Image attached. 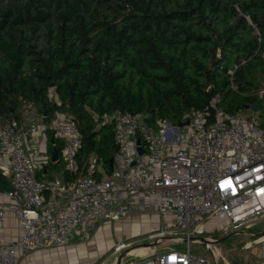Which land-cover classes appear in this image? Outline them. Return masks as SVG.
I'll return each instance as SVG.
<instances>
[{
	"label": "trees",
	"instance_id": "obj_1",
	"mask_svg": "<svg viewBox=\"0 0 264 264\" xmlns=\"http://www.w3.org/2000/svg\"><path fill=\"white\" fill-rule=\"evenodd\" d=\"M263 53L264 0H0V122L22 123L25 103L72 120L78 171L59 173L71 181L92 153L108 163L116 113L176 124L214 95L227 113L263 107Z\"/></svg>",
	"mask_w": 264,
	"mask_h": 264
},
{
	"label": "built area",
	"instance_id": "obj_2",
	"mask_svg": "<svg viewBox=\"0 0 264 264\" xmlns=\"http://www.w3.org/2000/svg\"><path fill=\"white\" fill-rule=\"evenodd\" d=\"M262 92L264 87L257 90ZM218 103L214 95L203 109L184 112L179 120L188 122L182 126L159 119L151 124L129 111L114 114L111 170L92 153L82 175L71 181L59 176L37 180L34 175L37 152L26 153L24 143L35 145L41 134L45 149L47 122H26L25 116L20 124L0 122V172L10 184L0 189V198L7 199L0 203V227L10 212L21 231L17 239L0 242V264H19L21 255L42 247L86 241L95 219L117 221L137 211L170 218L148 234L151 241L168 237L186 246L121 264H214L190 252V240H200L198 235L209 227L223 232L248 227L250 220L264 215V105L261 112L250 108L252 113L242 116L225 112ZM51 119L49 130L62 141L59 158L75 174L82 133L63 114ZM126 247L121 241L113 251Z\"/></svg>",
	"mask_w": 264,
	"mask_h": 264
},
{
	"label": "crops",
	"instance_id": "obj_3",
	"mask_svg": "<svg viewBox=\"0 0 264 264\" xmlns=\"http://www.w3.org/2000/svg\"><path fill=\"white\" fill-rule=\"evenodd\" d=\"M3 201H7V199L0 198V203ZM169 220L170 218L162 213L140 211L132 213L117 221H104L98 219L97 221H93L89 226L90 237L86 241L74 239L63 245L47 246L33 250L21 255L19 264H107L106 259L108 254L117 253L113 251V246L116 243L122 241L128 244L127 240L132 238L135 239L142 235L148 238L149 233L165 227V225L168 224L166 222ZM212 222L215 224L218 221L215 219L212 220ZM261 231L254 234L258 236L256 239L262 242L261 257H264V234H259ZM20 233L21 231L17 219L9 212L4 225L0 227V242L15 240L20 236ZM147 243L152 242L135 244L126 247L118 253L129 251L125 259H138L157 252L154 250L151 252L145 250V247L151 245ZM163 250L161 249L160 251ZM256 263L264 264L263 261Z\"/></svg>",
	"mask_w": 264,
	"mask_h": 264
},
{
	"label": "rangeland",
	"instance_id": "obj_4",
	"mask_svg": "<svg viewBox=\"0 0 264 264\" xmlns=\"http://www.w3.org/2000/svg\"><path fill=\"white\" fill-rule=\"evenodd\" d=\"M52 97V96H51ZM238 100L243 102L242 97L239 95L237 97ZM261 105H263V102H260ZM26 111V113H24ZM262 111V107L260 108V111ZM259 112H256L255 114L258 115ZM23 116H25V121L29 122L30 119H33V121H37L39 123L43 122L42 119L44 117L43 112L39 113L35 109V107L29 103H25L22 108ZM242 116H249L252 111L243 108L238 112ZM65 116V115H63ZM66 118V116H65ZM52 119L47 121V129H49L51 125ZM28 138L31 137L30 134H28ZM42 135L39 134L38 136V142L33 145L31 142H27V146L24 143V148L26 153L29 154L30 151L36 150V155L34 157V175L37 180H41L43 178H50L56 175H59L61 171V167L63 166L62 160L59 161L58 164H55L53 162H49V155H50V148L49 146H46L45 149H42ZM35 146V147H34ZM47 157V159H45ZM47 164V172H42L41 166ZM98 169L100 170V166H98ZM101 176L105 175L104 171H101ZM98 219H95L94 221H97ZM167 223V222H166ZM213 222L211 221L209 225H211ZM264 230V215L259 216L255 219L250 220L248 227L240 228L237 230H230L227 232H223L221 228H214L213 230L209 229L205 230L202 235H198L199 237L206 239V236H210L215 240L214 242H208L206 240H190L189 242V250L190 252L201 255L211 261L214 264H256V262L263 261L264 257H261L262 252V242L258 241L256 238L258 237L256 234L258 231ZM143 236V235H142ZM137 237L135 239H129L127 240V247L135 245V244H143L146 242H152L147 238L145 235L142 237ZM225 236V237H224ZM221 237H224L221 241H217ZM174 246L177 249H184L185 243L179 242V243H173L170 238L164 237L161 239L159 243H153L147 247H145V250L148 251H160L161 249L165 250L167 247ZM129 251L125 252L124 257L126 258V254ZM118 253V252H117ZM117 253L108 254V257L106 259L107 264H114ZM215 253V254H214ZM117 254V255H116ZM127 260V259H125Z\"/></svg>",
	"mask_w": 264,
	"mask_h": 264
},
{
	"label": "water",
	"instance_id": "obj_5",
	"mask_svg": "<svg viewBox=\"0 0 264 264\" xmlns=\"http://www.w3.org/2000/svg\"><path fill=\"white\" fill-rule=\"evenodd\" d=\"M247 107H250L252 110L256 111V110L258 109L259 106H258V104H253V103H252V104H249L248 106H246V108H247ZM43 115H44V117H43L42 121H43V123H46V122H47V119H46V111H45V110L43 111ZM187 122H188L187 120L184 121V122H178L177 125H178V126H182V125H184V124H187ZM50 140L53 141V138L51 137ZM138 150H139V153L142 152V148H141V147H139ZM58 159H59V151H58V148L53 147L52 150H51V152H50V161L54 162V161H57ZM112 161H113V157L110 156L109 159H108V166H109V169H110V170H111V168H112ZM259 234H264V230L261 231ZM224 237H225V236H224ZM224 237H221V238L218 239L217 241H221L222 239H224ZM202 239H203V238H201V240H202ZM203 240L208 241L207 239H203ZM214 241H215V240H213V242H214ZM153 243H154V242H153ZM153 243H147V244H153ZM125 252H126V251H122V252H120V253L117 255L114 264H121V261H122V258H123L124 255H125Z\"/></svg>",
	"mask_w": 264,
	"mask_h": 264
},
{
	"label": "snow or ice",
	"instance_id": "obj_6",
	"mask_svg": "<svg viewBox=\"0 0 264 264\" xmlns=\"http://www.w3.org/2000/svg\"><path fill=\"white\" fill-rule=\"evenodd\" d=\"M228 183L230 184L231 182L229 181Z\"/></svg>",
	"mask_w": 264,
	"mask_h": 264
}]
</instances>
